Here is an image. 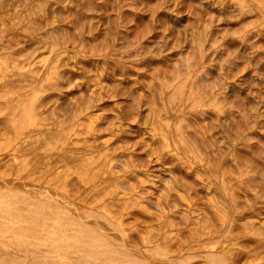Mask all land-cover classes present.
I'll use <instances>...</instances> for the list:
<instances>
[{
  "label": "rangeland",
  "instance_id": "374dc122",
  "mask_svg": "<svg viewBox=\"0 0 264 264\" xmlns=\"http://www.w3.org/2000/svg\"><path fill=\"white\" fill-rule=\"evenodd\" d=\"M0 68V264H264V0H0Z\"/></svg>",
  "mask_w": 264,
  "mask_h": 264
},
{
  "label": "bare ground",
  "instance_id": "6f19581e",
  "mask_svg": "<svg viewBox=\"0 0 264 264\" xmlns=\"http://www.w3.org/2000/svg\"><path fill=\"white\" fill-rule=\"evenodd\" d=\"M1 69V68H0ZM172 94V93H171ZM172 99V98H171ZM170 100V99H169ZM18 172H20V171H18ZM19 174V173H18ZM57 208V207H56ZM85 230V229H84ZM29 244V243H28ZM38 244V243H37ZM78 244V243H77ZM9 247V246H8ZM94 254V253H93ZM6 255V254H5ZM2 258L4 257V256H1ZM18 259H20V258H18ZM75 259V258H74ZM28 262V261H27ZM60 263V262H59ZM63 263V262H62ZM90 263V262H89ZM89 263H87V264H89ZM93 263V262H92ZM2 264H3V262H2ZM94 264V263H93Z\"/></svg>",
  "mask_w": 264,
  "mask_h": 264
}]
</instances>
